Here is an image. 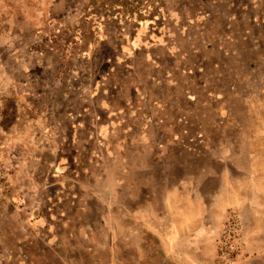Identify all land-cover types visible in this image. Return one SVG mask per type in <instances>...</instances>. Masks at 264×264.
Segmentation results:
<instances>
[{"label":"rangeland","instance_id":"rangeland-1","mask_svg":"<svg viewBox=\"0 0 264 264\" xmlns=\"http://www.w3.org/2000/svg\"><path fill=\"white\" fill-rule=\"evenodd\" d=\"M0 264H264V0H0Z\"/></svg>","mask_w":264,"mask_h":264},{"label":"trees","instance_id":"trees-1","mask_svg":"<svg viewBox=\"0 0 264 264\" xmlns=\"http://www.w3.org/2000/svg\"><path fill=\"white\" fill-rule=\"evenodd\" d=\"M126 10H127V8H126Z\"/></svg>","mask_w":264,"mask_h":264}]
</instances>
